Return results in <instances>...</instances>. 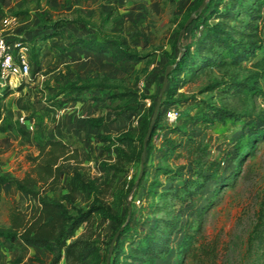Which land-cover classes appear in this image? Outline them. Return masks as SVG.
Wrapping results in <instances>:
<instances>
[{
  "label": "rangeland",
  "instance_id": "1",
  "mask_svg": "<svg viewBox=\"0 0 264 264\" xmlns=\"http://www.w3.org/2000/svg\"><path fill=\"white\" fill-rule=\"evenodd\" d=\"M194 2L0 0V24L2 17L15 16L10 32L28 43L30 67L26 77L3 86L7 90L0 99V113L3 121L23 128L31 123L29 141L10 130H0V173L21 177L31 165L27 155L36 153L37 143L45 137H59L70 141L80 153L83 187L76 190L73 205L86 209L91 202L103 201L114 214L124 221L128 219L130 230L120 238L123 251L129 241L149 231L157 217L176 213L180 221L170 235L168 252L153 264H264V242H248L254 211L264 203V138L254 140L250 146L242 139L250 127H261L264 95L233 93L221 86L224 79L254 69L253 63L261 53L255 51L235 65L218 64L220 55L206 58L196 53L206 25L218 21L216 13L233 0H206L209 6L200 10L202 21L197 27L188 24L179 35L178 45L175 37L193 11ZM100 12L102 31L118 36L141 53L140 60H116L106 52L70 46L75 37L88 38L94 33V25L79 18L97 23ZM261 13L264 18V5ZM57 19L76 21L66 22L57 33L55 29H44V23ZM182 46L190 50L184 64L175 70L172 66L167 72L173 103L153 126L140 164L137 151L141 120L150 118L165 67L174 63ZM261 49L264 51V42ZM217 51L222 48L217 46ZM88 78L102 84L82 90L76 100H66L74 97L67 92L68 84ZM216 81L219 86L211 87ZM257 87L264 89V80L259 79ZM210 107L232 111L234 118L212 119ZM172 108L177 115L169 119L167 112ZM188 137L201 141L203 152L188 147ZM63 164L70 168L72 162L65 160ZM163 168L179 169L178 177L172 179ZM209 172L211 178L199 189H195V182L183 181L199 180L200 173ZM68 190V180L63 176L44 193L59 197ZM127 201L132 204L130 214ZM12 202H17L25 215L35 207L27 193L11 183L0 184V231L8 229L7 212ZM68 211L73 214L74 208L68 207ZM121 224L93 212L68 240L83 233L81 237L91 240L103 257L98 264H105L107 254H116L115 264H123V252L110 248L108 253L107 244ZM195 226L198 228L194 233ZM187 233L195 239L184 252ZM261 235L264 238V225ZM207 244L213 247L211 256L204 253ZM55 252V245L33 247L0 235V264H49ZM56 263L65 264L63 258Z\"/></svg>",
  "mask_w": 264,
  "mask_h": 264
},
{
  "label": "trees",
  "instance_id": "2",
  "mask_svg": "<svg viewBox=\"0 0 264 264\" xmlns=\"http://www.w3.org/2000/svg\"><path fill=\"white\" fill-rule=\"evenodd\" d=\"M47 1V0H44ZM202 0H195L193 10V17L188 24L191 23L192 27H197L200 18L201 8L207 5L206 0L199 11L196 7ZM228 7L216 14L220 17L218 21L207 26V31L202 34L197 45L196 53L204 57H212L220 55L218 64H231L235 65L239 61L245 59L248 55H253L255 51H260L261 55L254 63V69L249 70L247 73L242 74L240 77L233 75L224 79L221 83L222 90H230L231 92H249L264 95V89L257 87L259 79L264 80V51L261 49L264 42V18L262 17L261 7L264 5V0H252L249 3H243V0H233L229 3ZM233 7L237 8L233 11ZM102 13L100 12V15ZM103 15V14H102ZM99 22L95 23L90 20H83L84 23L94 25V33L88 38L75 37L70 43V46H79L86 50L93 52H106L110 57L116 60H140L143 55L138 53L134 48L128 47L123 43L118 36L105 33L102 31L103 16ZM74 22L76 20L57 19L50 23H44V29H55L57 33L59 28L66 22ZM233 21V23L231 22ZM187 24V25H188ZM186 25V26H187ZM46 32V31H45ZM47 31L45 34H49ZM176 43L180 45L179 36L175 37ZM217 46L222 48V51H217ZM188 46H182V53L174 61L172 69H178L184 64L185 57L189 54ZM102 83L95 79H86L78 83H69L67 92L73 94L74 97L66 100H76L78 94L87 88H94ZM220 82L216 81L211 83V87L219 86ZM172 85L169 83L167 77L166 86L160 96L159 105L156 115L152 124L156 125L158 118L163 111L173 103L172 99ZM7 89L3 87L0 94V99ZM214 119L216 116L218 120L233 119V112L222 107H210ZM144 117L141 120L140 129L142 136L145 133L149 119ZM261 127H250L247 133L242 137L243 144L250 146L254 140L264 138V117H260ZM88 121L96 125V120L88 118ZM152 128L150 135L152 134ZM0 130H10L13 133L22 136L26 141H29L30 131L27 128L20 127L12 121H3L0 113ZM142 136H139V147L137 155H140L142 150ZM100 138H105L101 136ZM147 140L144 150L147 149ZM192 145V146H191ZM187 146L196 152H203L205 149L204 144L198 139L188 137ZM241 143H238L239 148ZM28 160L31 162L23 172L22 176L7 177L0 173V184L11 183L18 191L30 195L34 202L35 207L30 215H25L20 210L17 202H12L8 208V229L0 231L10 242L19 240L24 244L36 247H49L55 245L56 252L49 261V264L58 262L61 258L64 259L65 264H98L103 257L98 253V248L91 242V240L81 237H74L68 240L73 235V231L82 222L87 223L90 215L93 212H98L104 217L110 218L117 223H122L115 228L116 235L107 241L112 251L123 252V264H153L155 259L165 255L169 249L170 235L177 227L180 217L176 213L171 216L157 217L154 225L145 232L136 241H129L126 251L122 249L123 236H127L130 230V225L127 220L112 212V209L103 201L99 204L93 202L86 209H80L73 205L74 194L78 188L83 187L81 181V158L80 153L75 145L70 141H65L59 137H45L42 138L36 145V153L27 155ZM71 160L72 165L67 168L63 161ZM211 166H208L210 170ZM164 171L171 173V178L178 177V170L163 168ZM213 169V168H212ZM215 171V169H214ZM65 176L69 183V190L57 196L48 197L44 192L57 184L59 180ZM201 179L193 180L185 178L183 181L195 182V189L203 186L204 182L211 178V172L200 173ZM41 187V188H40ZM155 192V189H153ZM189 192L192 193L191 190ZM193 194V193H192ZM67 202L66 205L64 202ZM68 207L74 208V213L68 211ZM127 214L132 212V204L126 206ZM254 221L248 236V242L251 240H258L264 242L262 237V228L264 225V203H260L258 208L254 211ZM198 226H195L194 233L197 231ZM183 239L185 243L183 251L186 252L191 246V241L195 239L192 233H187ZM68 240V241H66ZM202 246V245H201ZM198 248V247H197ZM206 248V249H205ZM213 247L207 244L203 248L206 255L211 256ZM62 250V252H61ZM107 264H115L117 255H107ZM93 262V263H91Z\"/></svg>",
  "mask_w": 264,
  "mask_h": 264
},
{
  "label": "built area",
  "instance_id": "3",
  "mask_svg": "<svg viewBox=\"0 0 264 264\" xmlns=\"http://www.w3.org/2000/svg\"><path fill=\"white\" fill-rule=\"evenodd\" d=\"M15 20L14 15L2 17L0 24V86H6L16 78L26 77L30 72L29 67V45L26 40L17 35L13 37L10 32ZM177 111L172 108L167 112V117L175 118ZM21 122L25 120L19 117ZM25 128L31 129L28 122ZM57 264V263H54Z\"/></svg>",
  "mask_w": 264,
  "mask_h": 264
},
{
  "label": "water",
  "instance_id": "4",
  "mask_svg": "<svg viewBox=\"0 0 264 264\" xmlns=\"http://www.w3.org/2000/svg\"><path fill=\"white\" fill-rule=\"evenodd\" d=\"M204 3V1L202 0L201 3L196 7V10L199 11L200 8L202 7V4ZM193 11L188 15V17L186 18V20L184 21L182 27L180 28L177 36L180 35V33L184 30V28L186 27V25L190 22V20L192 19L193 17ZM178 44V43H177ZM179 45V44H178ZM182 53V47L180 48L179 50V55ZM178 55V56H179ZM178 58V57H177ZM176 58V59H177ZM174 65V63L172 64H168L166 65L165 67V70H164V74H163V78H162V83H161V87L159 89V93H158V96L156 98V101H155V104H154V107H153V110H152V113H151V116H150V119H149V122H148V125L146 127V130H145V133L142 137V150L140 152V164L142 163V158H143V153H144V147H145V143H146V140L149 136V133H150V130L152 128V124H153V121H154V118H155V115H156V111H157V108H158V105H159V100H160V96L163 92V89L165 87V84H166V81H167V72H168V69L171 68L172 66ZM127 205H129V201H127ZM116 235V231L114 232L113 236H112V239L115 237ZM110 246L108 248V253L110 251ZM108 255V254H107ZM107 260H108V257L106 256V259H105V264H107Z\"/></svg>",
  "mask_w": 264,
  "mask_h": 264
},
{
  "label": "crops",
  "instance_id": "5",
  "mask_svg": "<svg viewBox=\"0 0 264 264\" xmlns=\"http://www.w3.org/2000/svg\"><path fill=\"white\" fill-rule=\"evenodd\" d=\"M33 247H36V246H33Z\"/></svg>",
  "mask_w": 264,
  "mask_h": 264
}]
</instances>
